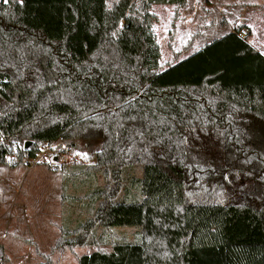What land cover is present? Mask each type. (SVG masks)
Wrapping results in <instances>:
<instances>
[{"label": "trees", "instance_id": "16d2710c", "mask_svg": "<svg viewBox=\"0 0 264 264\" xmlns=\"http://www.w3.org/2000/svg\"><path fill=\"white\" fill-rule=\"evenodd\" d=\"M134 1L0 0V165L96 142L57 171L77 194L45 264H264V51L230 32L251 74L200 75V51L160 70L149 9L185 0Z\"/></svg>", "mask_w": 264, "mask_h": 264}, {"label": "rangeland", "instance_id": "374dc122", "mask_svg": "<svg viewBox=\"0 0 264 264\" xmlns=\"http://www.w3.org/2000/svg\"><path fill=\"white\" fill-rule=\"evenodd\" d=\"M118 1L108 0V7ZM149 12L160 48V70L200 51L207 58L200 75L223 68H229V74H251L256 65L249 61L239 66L225 63L221 47L215 44L241 26L251 31L248 44L264 51L263 0H185L181 6L152 5ZM197 77L198 74L194 78ZM80 144L84 151L75 156L83 164L93 163L90 152L96 142L83 140ZM66 177L39 163L29 169L22 164L0 165V245L6 257L2 264H45V255L60 235L63 210L68 205L62 194L76 193L66 183ZM76 249L63 254L53 252L51 264H74L77 253H81L78 250L83 248Z\"/></svg>", "mask_w": 264, "mask_h": 264}, {"label": "built area", "instance_id": "2783aa9c", "mask_svg": "<svg viewBox=\"0 0 264 264\" xmlns=\"http://www.w3.org/2000/svg\"><path fill=\"white\" fill-rule=\"evenodd\" d=\"M238 38L245 42H249L251 31L246 26L231 30ZM71 156V157H70ZM79 158L73 155L66 145L59 146L57 142L43 143L39 147V151L34 158H26L21 160V164L27 169L39 164L45 165L52 171L61 170L64 166L76 163Z\"/></svg>", "mask_w": 264, "mask_h": 264}, {"label": "crops", "instance_id": "0c3cea01", "mask_svg": "<svg viewBox=\"0 0 264 264\" xmlns=\"http://www.w3.org/2000/svg\"><path fill=\"white\" fill-rule=\"evenodd\" d=\"M81 248H83V250H78V251H80L81 253H77V256H81V255H86V254H90L91 252H93L94 251V248L93 247H90V246H84V247H77V249H81ZM85 248H88V249H85ZM91 248V249H90ZM77 249H76V251H77ZM85 249V250H84ZM75 260H76V258H75ZM75 264V263H74Z\"/></svg>", "mask_w": 264, "mask_h": 264}, {"label": "snow or ice", "instance_id": "6c2138e0", "mask_svg": "<svg viewBox=\"0 0 264 264\" xmlns=\"http://www.w3.org/2000/svg\"><path fill=\"white\" fill-rule=\"evenodd\" d=\"M8 0H4V3H7ZM82 155H84L85 157L87 156V153H83ZM225 179H227V177H225Z\"/></svg>", "mask_w": 264, "mask_h": 264}]
</instances>
